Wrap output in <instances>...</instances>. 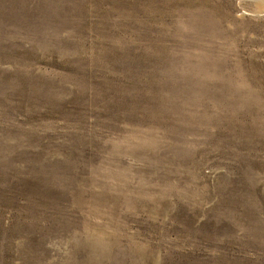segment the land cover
Segmentation results:
<instances>
[{"label":"rangeland","instance_id":"obj_1","mask_svg":"<svg viewBox=\"0 0 264 264\" xmlns=\"http://www.w3.org/2000/svg\"><path fill=\"white\" fill-rule=\"evenodd\" d=\"M0 264H264V0H0Z\"/></svg>","mask_w":264,"mask_h":264}]
</instances>
